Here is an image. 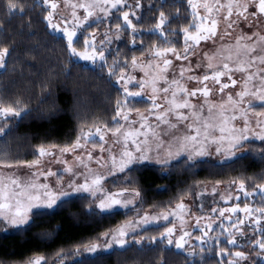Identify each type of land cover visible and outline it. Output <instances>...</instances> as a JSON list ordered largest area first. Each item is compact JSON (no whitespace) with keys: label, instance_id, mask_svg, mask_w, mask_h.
<instances>
[{"label":"snow or ice","instance_id":"snow-or-ice-1","mask_svg":"<svg viewBox=\"0 0 264 264\" xmlns=\"http://www.w3.org/2000/svg\"><path fill=\"white\" fill-rule=\"evenodd\" d=\"M41 3L48 9L43 16L48 29L62 34L61 38L66 39L68 54L83 61H91L93 65L97 61H104V50L95 47V33H91V38L84 36L83 51L78 50L82 33L78 35L77 29H82L90 18L94 17L97 9L107 17L112 9L133 8L128 0H76V2L63 0L64 7L72 10V19L60 20V24L65 25L61 28L53 19L58 8L57 0H41ZM187 4L191 9L192 19L186 21L185 26L179 29L183 33L182 47L172 39L177 36V30H169L170 26L165 27L168 24V17L163 11L159 13L154 27L148 29L153 34H158L159 41L151 45L147 59H138L136 56L131 59L133 71L143 72V78L127 72L125 65L128 61H124V64L113 61L108 76L116 77V84L120 85L123 92L116 100L111 125L104 124L103 127L93 125L95 132L91 130L84 132L81 129V135H78L71 144L38 145L33 152L35 158L30 162L21 159L18 154L13 158V154L0 148V169L21 166L34 169L27 176H21L17 172L0 171V222L11 228H21L28 225L41 210H52L64 198L87 193L92 198L89 207L99 210L98 213L93 211V216H98L101 221L111 219L123 210L136 213V216L126 224L103 233L100 237L102 243L92 242L85 246L87 253L108 252L114 246L125 249L129 244L141 246L145 236L139 233L138 229L157 224L161 220L169 221V217L181 219L179 235L176 225L172 224L164 227L162 231L158 230V236L148 238L149 245L174 248L186 257H192L195 255V247L188 245L186 238L192 237L202 245L209 243L204 237L213 231L212 223L215 222L213 216L206 217L203 214L196 216L194 227L199 229L202 236L193 237L192 232L184 226L186 221L183 218L195 215L183 202L190 193H180L175 208L169 207L154 214L141 215L143 211L139 206L141 192L131 187L134 184L131 173L137 170L135 166L145 164L166 166L172 159L185 155L188 162L195 164L197 158L210 155L209 148L212 145H215L217 155L224 154L225 160H231L238 154L243 157L246 152L253 150L264 161V31H262L264 0H187ZM28 7L30 6L25 4L24 0H7L5 11L9 16L19 13L23 18ZM135 7H140V0H136ZM252 8L255 11H250ZM76 9H82L84 15L77 16ZM199 9H203V12L198 11ZM118 14L123 24L120 22L115 24L117 33L124 26L133 34L137 33V26L130 19V16H136L137 13L123 11ZM242 22L254 30L250 33L245 32L240 27ZM69 23L73 24L71 29L66 26ZM2 28L3 25L0 24V29ZM237 29L240 34L234 41H225V37H231ZM217 38L221 41L218 45ZM105 39L109 38L105 36ZM208 41L216 46L208 50L202 49L201 42ZM135 42L136 37L133 36V44ZM141 54L143 56V49ZM169 56H174L175 60L181 63L173 67V60L169 59ZM9 57L10 48L0 45V69H6ZM199 69L203 71L197 74ZM234 73L243 75L238 80L234 78ZM225 77L227 82L223 79ZM185 80L200 86L190 89ZM209 81L212 82L211 87ZM129 85L135 87L130 88ZM216 85H219L218 89L215 88ZM237 85L239 90L226 94V99L223 95L219 100L211 99L214 92L224 94L225 89ZM149 88L151 91L146 94V89ZM161 93L164 95L161 96ZM200 97H203L202 101ZM145 100L151 101L147 105L146 113L136 107ZM158 100H163V103H158ZM194 100L197 102L194 103ZM256 102L259 103V107ZM20 103L19 101L5 103L0 96V137L9 134V126L16 119H23L28 115V111L21 107ZM185 109L188 111H183ZM205 110L206 115L203 114ZM133 112L136 113L135 118L132 117ZM153 116L157 122L154 125L150 122ZM137 124L139 127H135ZM180 124L184 125V130L180 128ZM106 133H110L113 138L110 144L105 139ZM97 136L98 141L95 139ZM252 140H259L261 144L253 146L250 143ZM89 144L93 151L99 148L101 154L107 152L108 155L93 156L87 149ZM78 149L84 151L77 152ZM64 154H75V163L69 165L68 161L62 159ZM45 157H52L55 162L66 165L63 173L67 175V180L65 175L58 174L51 168L47 170L43 168ZM89 162H94L97 167H90ZM81 168L86 171H78ZM119 173H123V177L112 182L118 190L110 191L104 182ZM41 176L44 181L49 177H56L55 187L40 182ZM253 179L254 177H246L233 179L231 182L237 186L236 191L242 193L245 198L243 207L234 205L209 209L211 213H218L219 217L230 221L228 226L220 224L223 232L227 234L228 245L238 246L237 236L245 237L253 224L257 226L264 224V177L256 178L259 182L249 186V181ZM211 194L216 196V187H213ZM204 195L206 192L201 190L195 199L200 200ZM257 196L261 203L253 207L248 201ZM232 198L231 191L220 196L225 204ZM235 199L240 200L241 197L236 196ZM237 212H243L244 217L233 220L232 216ZM226 213L229 215L226 216ZM204 219L209 222L201 226ZM248 221L250 223L246 224ZM130 233L137 235L133 236ZM255 233H264V227H257L247 240L251 246L247 253L243 250L233 251L220 247L216 255L229 257L226 262L221 261V264L242 262L256 264V260L264 261V235L256 238ZM216 243L219 245L218 237ZM186 245L192 247L193 251L189 252ZM159 250L163 252V248ZM253 257L255 259H252ZM63 259L61 253L51 258L40 254L28 258L25 264H63ZM161 264H166V261L162 259Z\"/></svg>","mask_w":264,"mask_h":264},{"label":"trees","instance_id":"trees-1","mask_svg":"<svg viewBox=\"0 0 264 264\" xmlns=\"http://www.w3.org/2000/svg\"><path fill=\"white\" fill-rule=\"evenodd\" d=\"M6 2H0L3 25L0 45L10 48V57L6 69L0 70V96L5 103L21 102L28 115L9 126V134L0 137V148L13 154V158L18 154L30 162L38 145L70 144L84 127L111 125L121 91L108 78L104 67H91L72 59L66 50V40L48 29L43 19L46 10L38 0H24L30 7L23 18L19 13L7 15ZM140 3L139 20L134 24L137 33L123 27L124 37H136L139 46L135 53L140 54L141 49L144 52L159 41L158 34L148 29L154 27L161 11L168 17L165 27L177 30V36L172 39L182 46L183 33L179 29L192 19L187 0H140ZM124 54L131 59L126 51ZM146 105L144 101L136 106L143 109ZM136 169L131 173L134 181L131 187L141 192L142 209L170 207L179 200L180 193H189L200 184L254 177L249 181L251 186L259 182L256 178L264 177V161L253 150L225 163L200 161L186 166L180 161L167 167L142 165ZM256 200L259 205V196ZM133 213L122 211L101 221L93 216L86 197L67 198L53 210L41 211L22 228L3 233L0 226V264H24L35 255L53 257L66 253V249L114 228ZM158 230L154 227L145 232L153 236ZM162 259L166 264H221L222 261L215 246L207 248L199 259L146 241L141 246L131 244L125 249L116 248L66 264H161Z\"/></svg>","mask_w":264,"mask_h":264},{"label":"rangeland","instance_id":"rangeland-1","mask_svg":"<svg viewBox=\"0 0 264 264\" xmlns=\"http://www.w3.org/2000/svg\"><path fill=\"white\" fill-rule=\"evenodd\" d=\"M38 1L41 3V0H38ZM72 2H76V0H72ZM57 3H58V8H57L56 12L54 13L53 19H54L55 23H57L61 28H63L65 25L60 24V20H62V19L71 20L72 19V17H71V11L72 10L70 8H65L64 7L63 0H57ZM128 3L133 5L132 9H129L127 7L123 8V9H119V8L118 9H112L111 13L107 17H105L104 14L101 13L97 9L94 17L90 18L89 22L87 24H85L82 29H77L78 35H80L82 33V35L80 36L81 41H79L78 50L83 51V38L82 37L88 36L89 38H91V33H95L94 44H95V47L97 49H103L104 50V53H105L104 61H97L93 65V63L91 61H83V60H80L79 58H76V57H72V59H74L75 61L81 62V63H83L85 65L91 66V67L106 65L104 68H105L107 76H108V71H109V69L111 68V66L113 64V61H118L119 64H124V61H128L127 65H125L127 72L131 73L132 75H134V76H136L138 78H143V72H141L139 70L133 71V69L131 67V59H132L133 56H136L138 59H147L149 48L144 50L143 56H142L141 53L140 54L135 53L136 50H134V49H136L137 46H139L137 41L135 42V44H133L132 36H129L128 38L124 37L123 36V28H122V30L119 33H117V31L115 29V24L117 22H120L121 24H123L122 18L118 14L120 12H123V11H129V12L135 11L137 13V15L136 16H130V19L132 20L133 24H136L137 21L139 20L138 16H139V14L141 12L140 10H141L142 3H140V7L139 8L135 7L136 0H128ZM41 5H42V3H41ZM45 10H46V12L48 11V9H45ZM190 11H191V9H190ZM198 11L203 12V9H199ZM250 11H255V9L252 8V9H250ZM76 14L79 17H82L84 15L82 9H76ZM66 26L69 29H71L73 27V24L69 23ZM124 27H126V26H124ZM240 27L243 28V30L245 32H249V33L254 30L252 28L246 27L243 22L241 23ZM220 28H221V34H222L223 25H221ZM262 31H264V29H262ZM51 32H53V31H51ZM53 33H55V32H53ZM55 34L62 36L61 33H55ZM239 34H240V31H239V29H237L235 32L232 33L231 37H225V41H229V40L234 41L235 37L238 36ZM117 35H119V39H117ZM105 36H107L110 39V41H111L110 43H109V39H105ZM219 43H221V41L219 40V38H217L216 45H218ZM182 45H183V40H182ZM216 45H213V43L211 41H208L207 43L201 42V48L204 49V50L212 49ZM122 47H123L124 50H122V52H121L120 49ZM132 49L134 51H131ZM125 51H126V53L128 55L132 56V57H130L131 59H127L126 58L127 55L124 54ZM168 58L173 60V67H176V66H178L181 63L180 61H176L174 56H169ZM184 63H187V62H184ZM119 64L117 66H119ZM202 71H203V69L197 70V74H199ZM177 72H178V68H177ZM170 73H171V69H170ZM170 73H169V75H170ZM233 75H234V78L239 80L243 74L234 73ZM108 78L120 89V91L122 93L123 89L120 87V85L116 84V77L115 76H112V77L108 76ZM223 79L225 80V82H227L226 81V77L223 78ZM184 82L186 83L187 87L190 88V89L200 86V85L196 84L195 82H187L186 80ZM208 84H209L210 87L212 86V82L211 81H209ZM129 87L130 88H134L135 86L134 85H129ZM215 88L218 89L219 85H216ZM237 90H239V85H237L236 87H229L228 89H225V93L224 94H221L218 91L214 92V94L211 96V99L212 100H219L222 95L226 99V94L235 93V91H237ZM150 91H151L150 88L146 89V94L150 93ZM160 95L163 96L164 94L161 93ZM200 100L202 101L203 97H200ZM145 102L147 103V105L151 103L150 100H145ZM193 102L196 103L197 101L194 100ZM158 103H163V100H158ZM256 103H257V107H259V103L258 102H256ZM147 105L142 107L143 109H140V110L142 112L146 113ZM183 111L187 112L188 110L185 109ZM203 114L204 115L207 114L206 110H205V113H203ZM132 117L133 118L136 117V113L135 112L132 113ZM111 122H112V120H111ZM150 122L153 125L155 123H157L155 121L154 116L150 118ZM121 123H123V121H121ZM237 123H239V121H237ZM96 126L103 127V125H96ZM135 127H139V125L137 124V125H135ZM180 128L182 130H184V125L180 124ZM89 130H91L92 132H95V127L91 126V127H84L83 128L84 132H87ZM78 135H81V130L79 131ZM217 135H219V133H217ZM76 138L74 139V141L76 140ZM95 139L98 141L99 137L97 136V137H95ZM105 139L110 144V142H111V140L113 138L111 137L110 133H106L105 134ZM141 139H143V137H141ZM74 141H72V142H74ZM101 143H103V142H101ZM246 143H248V142H246ZM250 143H251V145H253V144H259L260 145L261 141L252 140ZM63 145H65V144H63ZM63 145L61 144V146H63ZM105 146L107 147L108 145L106 144ZM87 149H88V151L92 152L93 156H99V155L107 156L108 155L107 152L101 154L99 148H96L93 151L92 146L90 144L87 146ZM54 151H56V150H54ZM83 151H84V149H78L77 150V152H83ZM209 152H210V155H207V156L202 157V158H197L195 164L200 162V161H208V162H212V163H225V162L232 161V160H234L237 157H240V155L238 154L237 157H235V158H233L231 160H225L223 153H221L219 155L216 154L215 145H212L209 148ZM249 152H250V150L248 152H246L245 154H247ZM57 155H59L58 151H57ZM153 155H155V154L153 153ZM62 159L65 160V161H68L69 165H73L75 163V154H64ZM180 161H183L184 165H186V166L194 165V164H192V163L187 161L186 155L185 156H181L178 159H172L171 162L168 165H166V166H162V165H158V164H145V165H152V166H156V167H167V166H170L173 163H177V162H180ZM89 166L93 167V168L97 167V165L94 162H89ZM139 166H142V165H139ZM65 167H66V165L64 163L55 162L52 157H45L44 158L43 168L45 170H47L48 168H51L53 171H56L58 174L65 175V180H67V175L65 173H63V169ZM135 167H138V166H135ZM33 170L34 169H29L27 167H22V166L21 167H17V168H13V169H0V171H3V172H17L21 176H27ZM78 171H86V169H82L81 168V169H78ZM123 175H124L123 173H119L117 176L109 177L108 180H106L104 183L110 189V191H117L118 189L113 185L112 182L119 180L121 177H123ZM40 182H46V183H49V185L51 187H55L57 181H56V177H49L47 181H44V178L41 176L40 177ZM81 182H82V178H81ZM231 182H232V180L229 181V182L216 183V184H213V183L200 184V185L196 186V188H194L193 191H190L189 192L190 194L187 195L184 198L183 202L189 207L190 212L192 214H195V215H189V216L183 218L186 221V223L184 225L185 228L192 232L193 237L202 236V233H200L199 229L194 227L196 216H199V215L203 214L206 217L207 216H213L214 219H215V222L212 223L213 231L209 232L207 237H204V239L209 241L208 244L202 245V244H199L197 242V240H195L192 237L186 238L188 240V245H191V246L195 247V255H193L192 257H194V258L199 257V259H201L205 255L206 249L207 248L211 249L213 246L216 247V253L219 251L220 247L231 249L233 251H235V250H243V251H245L247 253L248 249L251 247L247 243V240L251 238L253 232H255V229L257 227H264V224H262L261 226H257V225L253 224L251 226V229H249V231L247 232L245 237L237 236L238 246L228 245L226 243L227 234L223 232V229L220 227V224L223 223L225 226H228L230 221L228 219H226V218L219 217L218 213L217 214L211 213L209 211V209L211 207L227 208V207H231V206H234V205H240L241 207H243V204L245 202V198L243 197L242 193H239L238 191H236L237 186L233 185ZM213 187L217 188V194H216L215 197L211 194V191H212ZM201 190L205 191L206 195L202 196L200 198V200H196L195 196ZM228 191L232 192L233 198L231 200H229L227 204H225L224 201L220 199V196L221 195H226ZM78 196L86 197L87 200H88V205H89V201L92 199L87 193L74 194L71 197H78ZM236 196H240L241 199L240 200H236L235 199ZM71 197H67V198H71ZM67 198H64L63 200H65ZM256 201L257 200H256V197H255L254 199H250L248 202L251 204V206L255 207L259 203L258 201L257 202ZM60 202L61 201H59L58 204ZM177 202H179V200ZM176 203H174L170 207L171 208H175V204ZM139 206H140V204H139ZM168 208L169 207H167L165 209H155V208L143 209V211L141 212V215H143L144 213H153L154 214V213L159 212V211L167 210ZM91 210H93V211H95L97 213L99 212L98 209H91ZM41 211H51V210L45 209V210H41ZM125 211H127V210H123V212H125ZM227 215H229V214L226 213V216ZM134 216H136L135 212L133 213L131 218L119 223L118 225H116L114 228H112L110 230H114L118 226L126 224ZM237 217L243 218L244 217L243 212H237L236 214H234L232 216V219L235 220ZM170 221H171V223H170ZM208 222L209 221L207 219L202 220L201 221V226H203L204 224H207ZM247 223H250V221L246 222V224ZM172 224L176 225L177 235H179V228H180V224H181V219L175 218V217H169V221L161 220L157 224L148 225L145 228L138 229V232L145 236V240H144L143 244L146 243V241H148V238L151 237V235L148 234L149 232L146 233L145 231H147L150 228H154V227H158L160 229V231H162L164 227L172 226ZM0 226H1V230H2L3 233L12 232L14 230L19 229V228H11L8 225L3 224L2 222H0ZM242 227H245V226H242ZM110 230H108V231H110ZM108 231H106V232H108ZM103 233H105V232H103ZM103 233L97 235L96 237L92 238L91 240H86L85 242H82L81 244L74 245V246L66 249L65 251H68V252L61 253L64 256L63 264H66V263H68L70 261H74V260H77V259H83L85 257L93 256V255H96V254L105 253V252H98L96 254H91V253H87L85 251V246L89 245L92 242L102 243L100 237L102 236ZM150 233H154V232H150ZM156 234L158 236L159 232H157ZM255 234H256V238H260L261 235H264V233H255ZM130 235L136 236L137 234L136 233H130ZM217 237L219 238V245H217V243H216V238ZM129 245H131V244H129ZM116 248H119V247H115L114 246L111 250H114ZM186 248H187V250L189 252L193 251L192 247H188L186 245ZM201 249H203V251H201ZM111 250H109V251H111ZM77 252H79V255H77ZM55 256H53V257H55ZM218 258H219V260L221 259L222 261H225V262L229 259V257H224V256H218ZM252 259H255V258L253 257ZM259 263H264V261L256 260V264H259ZM242 264H245V262H242Z\"/></svg>","mask_w":264,"mask_h":264}]
</instances>
